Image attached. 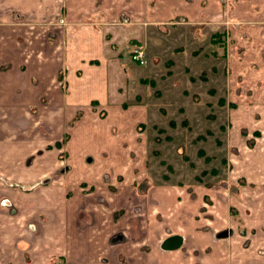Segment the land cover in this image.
<instances>
[{"label":"rangeland","instance_id":"1","mask_svg":"<svg viewBox=\"0 0 264 264\" xmlns=\"http://www.w3.org/2000/svg\"><path fill=\"white\" fill-rule=\"evenodd\" d=\"M61 1L56 14L52 13L53 3L48 4L46 9L45 3H42L39 4L40 7L33 6L35 9L31 15L20 12L26 3L18 4L20 8L17 7V2L14 6H9L4 0H0V14L10 16L6 25L12 24L11 18L21 17L27 29L37 34V38L40 37L41 41L33 48L37 63L39 59H45L50 48L57 53L56 37L59 32L63 34L64 27L70 20L67 17V0ZM118 4L122 9L129 6L124 2ZM105 5L107 7L110 4ZM230 6L225 5V9ZM85 8L88 13L76 21L77 25L103 30L101 22L105 21V64L108 71L114 66L116 75L112 77L109 74L110 78L100 79L112 89L111 101L106 102L108 99L102 93H99L98 98L92 99L91 96L97 92L93 93V90L88 89L90 96L83 100V105L80 100L66 101L67 111L65 106L63 108L69 117L65 124L66 115H62L63 110L52 111L46 106L50 101L54 103L58 94L65 96L62 90V73L59 75L60 81L54 78L49 92H43L40 99L33 97V89L30 93H25L28 88L22 84L23 78L13 86V89L15 86L19 87L23 95V100L17 99L15 102L23 105L11 106V128L7 137L10 142L15 138L13 142H18L17 136L23 132L24 136L20 138L25 139V147L17 153L18 157L24 158L19 163L20 173H23L19 180H9L26 191L21 189L20 194L17 189L10 197H4L3 188L6 186L0 181V211L7 210L6 214L0 212V223L3 220L8 223L10 217L11 220L18 219L22 225L20 227L26 243L19 251L23 261L39 260L42 254L43 249L37 237L43 226L38 224L46 221L48 225L58 220L51 205L47 203V198L52 191L57 198H65L67 192L64 193V188L60 185L64 184V187L69 188V193L76 187L83 192L86 186L127 187V190H132V195L128 194L129 198H133L136 196L133 194L135 190L145 193L151 186L166 182L190 186L212 180L221 184L219 181L222 178L230 176L231 160L251 153L257 142H264V100L253 102L252 98H248L251 92L244 93L246 97L242 100L233 95L236 89L234 81L246 82V87L242 90L253 91V78H224V49L228 37L227 32L222 29L232 21L229 20V15H219L217 22L213 21L216 24L205 21L203 24H196L195 28L187 24L186 28L178 30L173 27L174 22L162 25L147 20L133 22V18L127 14L118 13V16L116 12H110L113 14L111 17L108 13L105 16L94 3L90 7L85 5ZM4 18L0 17V26H3ZM235 21L245 23V20ZM130 30L134 33L130 34ZM130 35L133 37L130 38ZM33 40L32 36L28 39L31 44ZM131 40H135V43L132 44ZM51 41L53 46L49 44ZM65 41V37L60 40L62 47L66 45ZM138 47L146 52L144 63L132 60V51ZM212 49L216 50V56H213ZM34 68V75L27 81L32 88L39 82ZM97 86L98 82L95 87L98 88ZM56 88L62 92L57 93ZM134 105H142L145 116L131 112L130 106ZM244 105H248L247 112ZM81 106L84 107L77 110ZM120 107L126 111L120 112ZM25 118L27 120L23 122ZM21 122L24 126L17 129ZM71 135L73 142L68 147L67 139ZM59 154L64 158L58 157ZM68 155L73 160L72 164L67 163L68 158L65 159ZM80 155L82 165L79 163ZM38 160L41 162H37ZM53 160H57L58 167H63L57 169ZM69 167L72 168V175L76 174L77 178L55 173V170L69 171ZM41 174V178L48 177L40 180ZM250 175L252 179L254 174L250 172ZM101 178L104 183L98 185L94 182ZM114 179L128 184L118 185ZM246 185L257 184L241 176L229 190L235 195L239 186ZM57 189L61 190L59 197ZM5 198L10 200L8 207L3 204ZM125 208L116 212L117 221L124 212L127 213ZM232 211L236 214V209ZM9 244L10 242L3 241L0 248L5 246L6 252H12L16 244H10L11 249H8ZM49 253V261H62L60 258L63 257L57 258L54 255V249ZM1 260L0 258V262ZM4 264L14 262L9 260Z\"/></svg>","mask_w":264,"mask_h":264},{"label":"crops","instance_id":"2","mask_svg":"<svg viewBox=\"0 0 264 264\" xmlns=\"http://www.w3.org/2000/svg\"><path fill=\"white\" fill-rule=\"evenodd\" d=\"M4 1L12 6L17 2V7H20L18 4L26 3L23 5L24 8L20 7L22 10L20 12L31 15L34 13V7L42 3H45L44 9L48 4L53 3L52 13L56 14L58 3L62 2L61 0ZM118 1L129 6L122 9ZM66 2L67 17L71 21L69 20L68 25L64 27L63 34L59 32L56 37L57 53L50 48L44 56L45 59L43 61L39 59L38 63L33 48L39 44L40 37L37 38V34L27 29L21 17L11 18L12 24L6 25L10 18L9 14H0V17H5L3 26H0V181L6 186L2 187L4 197H10L17 189L20 194L22 190L26 191L25 188L15 186L13 181L9 180V178L19 180L23 173H20L19 163L24 158L18 157L17 153L25 147V139L20 138L24 136L23 132L17 136L18 142H13L16 138L10 142L7 137L11 128V111L13 107L23 105L15 102L17 99L23 100L19 87L15 86L13 89L15 84H19L23 78L22 84L28 88L25 93H30L33 89L35 93L33 97L39 98L44 95L43 92H49L50 83L54 78L59 80V75L62 73L64 89L61 87L65 96L58 94L56 101L54 103L50 101L53 104L47 103L46 106L52 111L63 110L62 115H66L65 124L69 117V114H66L68 99L80 100L83 105V100L90 96L88 89H91L93 93L97 92L93 97L91 96L92 99L98 98L99 93H102L108 99L106 102L111 101L112 89L100 79L116 75L115 67L111 66L108 71L105 64L104 56L107 49L105 21L101 22L103 30L77 25L76 21L88 13L85 5L90 7V4L94 3L101 14L106 16L108 13L109 17L113 16L110 12H116L117 15L127 14L128 17L133 18V22L147 20L156 25L174 22L173 27H177L178 30L186 28L187 24L195 28L196 24H203L205 21L216 24L213 21L217 22L219 15H229L228 18L232 21L222 29L227 32L228 37L224 49V78H253L252 81L255 83L253 91L242 90L246 87L244 86L246 82L243 81L242 84L240 81H234L236 89L233 95L242 100L246 97L244 93L251 92L248 98H252L253 102L264 100V0H231L230 2L67 0ZM106 3L110 5L106 7ZM227 4L231 5L229 9H225ZM235 20H245V23ZM131 33L134 32L130 30ZM31 36L34 39L33 45L28 41ZM63 37L66 39V45L62 47L60 40H63ZM131 37L133 35H130ZM49 44L54 45L52 41ZM212 51L213 56H216V50L212 49ZM33 68L39 82L32 88L27 81L34 75ZM46 80L49 82L47 85ZM97 82L98 88L95 87ZM260 84L262 85L259 86ZM56 91L59 93L61 90L56 88ZM102 104L106 105V103ZM246 106L248 105H244L245 112H247ZM130 107L131 112L135 111L145 116L142 105ZM69 110L71 111L70 107ZM124 111L126 110L120 107V112ZM109 113L111 114V111ZM250 118H253V115H250ZM26 120L27 118L23 122ZM23 122L17 126V129L24 126ZM71 130L73 131V127ZM72 137L71 135V138L67 139L68 147L73 142ZM62 156L59 154L58 157L64 158ZM67 158V163L72 164L71 156L65 159ZM81 159L80 155L79 163L82 165ZM53 162L57 166V160ZM61 167L63 166L57 169ZM71 170L72 168L69 167V171L55 170V173L60 172L59 176L68 175L69 178H77L76 174L72 175ZM250 172L254 174L252 179ZM229 175L227 179L222 178L219 181L221 184L212 180L190 186L166 182L151 186L145 193L137 192L132 187L135 190L133 194L136 195L133 198H129L128 194L132 195V190H127V187L101 185L87 188L86 186L85 192L79 191L76 187L69 193L70 190H67L69 188L64 187V184L60 185L64 188V193L67 192L66 197L59 199L52 191L51 196L47 198V203L51 205V210L58 220L48 225L43 221L38 224L43 226L40 228V234L34 232L38 235V242L43 249L39 260H21L19 249L25 247L26 243L23 240V229L20 227L22 225L18 219L11 220L9 217L8 223L6 220L0 223L2 237L0 243L10 242L16 244V247L12 252L10 250L6 252L5 246L0 248L2 259L0 264L9 260L14 264H61V262L64 264H264V185H261L264 183V142H257L251 153L231 160ZM42 176L41 174L40 180L48 177L41 178ZM241 176L257 185L239 186L237 192L234 190L236 192L234 195L229 188H232ZM114 180L118 185L128 184ZM94 182L98 185L104 183L102 178ZM60 193L61 190L57 189V196ZM3 204L8 207L10 200L5 198ZM123 208L127 213L124 212L122 218L117 221L116 212ZM234 209L236 214L232 211ZM0 212L6 214L7 210ZM223 230H227V235L219 237L218 234ZM172 234L182 236L181 246L174 250L163 249L162 242ZM10 244L8 249H11ZM53 249L57 258L63 257L60 258L61 262L54 259L49 261V251Z\"/></svg>","mask_w":264,"mask_h":264},{"label":"water","instance_id":"3","mask_svg":"<svg viewBox=\"0 0 264 264\" xmlns=\"http://www.w3.org/2000/svg\"><path fill=\"white\" fill-rule=\"evenodd\" d=\"M90 159V158H89ZM227 230L221 231L218 236H226L227 235ZM183 242V238L180 234H172L168 236L161 244L162 248L165 250H174L177 249L181 246Z\"/></svg>","mask_w":264,"mask_h":264},{"label":"built area","instance_id":"4","mask_svg":"<svg viewBox=\"0 0 264 264\" xmlns=\"http://www.w3.org/2000/svg\"><path fill=\"white\" fill-rule=\"evenodd\" d=\"M225 1V0H224ZM133 60L139 62H145V52L141 48H135L131 54Z\"/></svg>","mask_w":264,"mask_h":264},{"label":"trees","instance_id":"5","mask_svg":"<svg viewBox=\"0 0 264 264\" xmlns=\"http://www.w3.org/2000/svg\"><path fill=\"white\" fill-rule=\"evenodd\" d=\"M131 43L134 44L135 43V40H131ZM136 46H138V45H136Z\"/></svg>","mask_w":264,"mask_h":264}]
</instances>
